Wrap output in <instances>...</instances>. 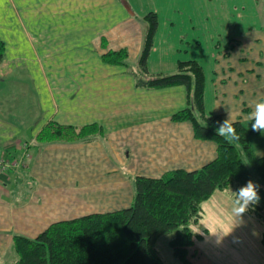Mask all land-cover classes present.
Wrapping results in <instances>:
<instances>
[{
	"label": "crops",
	"instance_id": "crops-1",
	"mask_svg": "<svg viewBox=\"0 0 264 264\" xmlns=\"http://www.w3.org/2000/svg\"><path fill=\"white\" fill-rule=\"evenodd\" d=\"M259 1L251 5L253 13L264 10V0ZM247 2L227 0L217 10L208 8L206 18L213 17L215 24L216 16H229L236 8L241 22ZM130 3L0 0V161L24 160L14 170L0 167V237L34 238L49 224L70 220L57 219L60 216L88 208L90 194L98 199L91 206L126 208L133 202L135 177L160 178L177 169L191 172L215 158L214 145L193 139L189 123L170 121L187 106L183 87L139 88L124 68L102 62V39L109 49L126 47L136 58L147 31L146 13L158 17L155 37L176 24L172 12L179 7L161 11L150 3ZM220 23L231 32L242 29L231 26V20ZM255 23L235 36L238 45L227 57L217 54L208 89L205 81L204 101L207 98L213 114L241 122L251 132L255 154L262 156L264 133L252 131L254 121L248 119L254 104L264 101V18ZM130 46L135 47L132 52ZM156 51L154 45L148 61ZM51 121L75 127L96 124L103 135L90 142L39 144L38 134ZM127 179L132 187L129 182L123 186ZM124 190L131 196L122 204ZM101 192L118 197L109 199ZM215 198L231 201L226 193L216 192L203 204H213ZM86 214L89 211L80 216ZM36 223L44 229L34 233ZM208 253L200 248L201 255Z\"/></svg>",
	"mask_w": 264,
	"mask_h": 264
},
{
	"label": "trees",
	"instance_id": "trees-1",
	"mask_svg": "<svg viewBox=\"0 0 264 264\" xmlns=\"http://www.w3.org/2000/svg\"><path fill=\"white\" fill-rule=\"evenodd\" d=\"M143 20L147 31L137 68L127 66L126 50L102 55V62L126 69L139 88L183 87L187 106L174 113L171 121L189 123L193 139L214 145L215 158L191 172L177 169L160 178L135 177L133 202L126 208L57 221L34 238L14 236L15 258L11 264H163L155 249L163 235L170 236L168 246L178 264H193L190 248L203 236L193 235L191 226L202 220L201 205L216 192L226 193L232 201L231 189L236 191L249 180L259 186L261 199L245 215L260 225L259 240L264 249V155L255 154L251 132L239 121L233 125L241 137L239 142L229 143L217 135L216 129L225 119L205 112V74L196 60L177 61L172 75L148 71L158 17L148 12ZM217 42L216 47L220 45ZM237 45L228 39L219 53L227 57ZM3 54L4 44L0 41V63ZM102 135V128L96 124L75 127L51 121L38 134L37 142H90Z\"/></svg>",
	"mask_w": 264,
	"mask_h": 264
},
{
	"label": "rangeland",
	"instance_id": "rangeland-1",
	"mask_svg": "<svg viewBox=\"0 0 264 264\" xmlns=\"http://www.w3.org/2000/svg\"><path fill=\"white\" fill-rule=\"evenodd\" d=\"M128 1L135 4L137 2L138 4H142L145 7L148 3H150V8L162 7L161 11L163 8L167 9L166 6H169L170 9H172V7L175 8L179 7L178 9H174L175 10L174 13L172 12V17L176 18L174 20L176 24H172V23L169 24L168 32L162 30L160 36L154 38L153 47L154 45H157L158 51H156V53H153L150 56V59L147 62L148 64L147 69L151 74L155 73V74L172 75L176 73L177 61L196 60L203 68L207 89L209 88L208 82L214 79L215 77V69H214L215 60H216L215 58L217 54L221 51L222 47L224 46V43H226L228 39L231 38L234 40L235 36H239L237 34H241V33L243 34L244 29L246 27L247 29L256 27L257 25L255 22L258 21V18H259V23H262L264 18V10H261L262 12H258V14L252 12L251 5H253L255 1L258 2L259 0H254V2L252 0H248L247 7H245V9L243 8L242 10L241 22H239L240 16L237 15L238 13L236 11V8H234V11L230 10L231 14L229 16L227 15L216 16L215 24L213 23L212 20L213 17H211L212 19L206 18L205 13L208 12L207 11L208 8L217 10L218 8L221 7L220 5L224 6L227 0H172L174 4L168 0H128ZM170 3L173 6H171ZM161 4L163 5L161 6ZM261 6L264 5H262L261 3ZM196 10H200V12H197ZM224 20H231L232 22L231 26L234 27L235 25H237L240 28L242 27V29L231 32V29L227 27V25L220 23L221 21ZM165 23H167L166 20ZM242 23L245 24V27H243L244 25ZM164 26H166V24H164L163 27ZM212 26H214L215 28H212ZM177 37H179L180 40H178ZM213 37L215 38V40L210 41L211 38ZM219 37L221 39H218ZM144 39L145 37L143 38V41L141 43L142 47L144 44ZM217 41H219L220 44L218 47H216L218 43ZM130 47L132 52V49L135 47L133 46ZM100 48L103 51L101 52V56L107 55L108 53H113V52L117 53L120 52L121 50H126L127 66L133 69L137 68V62L142 51L141 48L140 53L135 58L132 57V55H129L130 52L126 47H125L126 49L125 48L115 49V50L109 49L107 47L105 39H102L100 43ZM129 58H131L130 63H128ZM205 101H204L205 112L207 115H212L213 111L208 103L207 98H205ZM170 121H171V117H170ZM80 142H84V141H80ZM67 143H74V142H63V144H67ZM25 155L26 153H24V157ZM15 162H16L15 160L12 161L8 160V164H9L8 170L15 169V167H11V165H15ZM20 165L21 163L18 166ZM128 182L129 179L125 180L124 181L125 184L123 186L127 187ZM129 183L131 184L132 187L131 180ZM109 186L110 185H108V188ZM120 194H121L120 200L122 204L129 202L131 192L129 194L127 190H124L121 191ZM101 195H104V193L101 192ZM104 196H108L109 199H115L116 197H118V196L113 197L109 195H104ZM96 199L97 198H95L92 194H90L88 208L81 207L78 210L79 212H77V214L72 213L69 215L60 216L63 218H57V219H64V218L72 219V217L80 216L86 211H89L90 213L93 211L108 212V211L122 209L121 207L120 208L110 207V206L98 207L96 205L91 206V204H93ZM213 200H216V198ZM112 201L115 202V200ZM116 202H118V200ZM213 204L216 206L215 210L217 211V214L224 216L227 215L228 210L230 209L231 201L222 202V200L217 199L216 201L213 202ZM203 206L207 208L209 204L206 205L203 204ZM244 221L245 224L242 225L241 227L236 228L232 235L224 239L223 243H217L215 237H209L205 233L201 235L203 236V239L194 241V245L193 247L190 248L189 251L190 252L189 258H194L193 264H205V259H204L205 257L208 259L207 264H264V249L262 248L259 240L261 227L256 221L247 217L246 215H244ZM30 224H32V222L29 223V225ZM203 224H204V220L202 219L199 225L196 224L194 226H191L192 231L198 229L204 232V230L206 229L203 228ZM33 225L34 227L38 228L34 231V233L36 231L38 232L44 229L43 228L44 224H40L38 226V223H36ZM40 226L42 227L39 228ZM12 238L9 240L0 237V249H3V251L0 253V264H11L15 258V253L12 247ZM169 238H170L169 235H163L159 237V239L155 243V249L157 250L161 258V262L163 264H178L177 260L174 258L172 254L171 249L168 246ZM237 238H238V242H237ZM200 248L202 250H207L209 253L205 254L206 256L201 255ZM193 250H195L196 253H193ZM192 254L194 257H191Z\"/></svg>",
	"mask_w": 264,
	"mask_h": 264
},
{
	"label": "clouds",
	"instance_id": "clouds-1",
	"mask_svg": "<svg viewBox=\"0 0 264 264\" xmlns=\"http://www.w3.org/2000/svg\"><path fill=\"white\" fill-rule=\"evenodd\" d=\"M248 119L254 121L251 124V130L264 133V101L256 102L254 110L248 116ZM235 121L229 116L216 129L218 136L223 137L227 142H239L241 137L233 126ZM233 199L227 215L221 216L217 214L214 204H209L207 208L201 205L200 218L204 220L203 228L206 229L209 237H215L217 243H223L226 237L233 234L234 230L245 224L244 215L249 210H254L255 206L260 203L259 186L249 180L244 186L233 191ZM204 203H208L205 201ZM191 231V229H190ZM203 235L200 230L193 231V235ZM238 242V238H237Z\"/></svg>",
	"mask_w": 264,
	"mask_h": 264
},
{
	"label": "built area",
	"instance_id": "built-area-1",
	"mask_svg": "<svg viewBox=\"0 0 264 264\" xmlns=\"http://www.w3.org/2000/svg\"><path fill=\"white\" fill-rule=\"evenodd\" d=\"M20 163H23V161L21 160V161L15 162V165H11V167H16V166L19 165ZM0 167H2L3 169H5V168L8 169L9 164H8V162H6V161H0Z\"/></svg>",
	"mask_w": 264,
	"mask_h": 264
},
{
	"label": "water",
	"instance_id": "water-1",
	"mask_svg": "<svg viewBox=\"0 0 264 264\" xmlns=\"http://www.w3.org/2000/svg\"><path fill=\"white\" fill-rule=\"evenodd\" d=\"M26 135H27L28 138L30 137V130H28V131L26 132Z\"/></svg>",
	"mask_w": 264,
	"mask_h": 264
}]
</instances>
